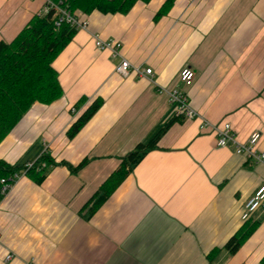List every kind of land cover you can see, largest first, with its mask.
Listing matches in <instances>:
<instances>
[{"label":"crops","instance_id":"0c3cea01","mask_svg":"<svg viewBox=\"0 0 264 264\" xmlns=\"http://www.w3.org/2000/svg\"><path fill=\"white\" fill-rule=\"evenodd\" d=\"M43 7L0 0V41ZM87 16L88 27L53 61L62 96L35 102L0 143V161L10 165L43 153L55 163L42 182L24 175L0 195V264H264V211L236 253L224 248L244 225L264 163L217 146L200 118L176 119L94 213L84 208L122 158L174 117L162 89L184 88L187 65L196 71L186 89L193 108L218 126L230 123L239 142L259 131L264 152V0L137 1L127 13ZM94 35L119 41L133 67L153 74L120 75L121 56L98 49ZM97 99L100 108L70 137Z\"/></svg>","mask_w":264,"mask_h":264},{"label":"trees","instance_id":"16d2710c","mask_svg":"<svg viewBox=\"0 0 264 264\" xmlns=\"http://www.w3.org/2000/svg\"><path fill=\"white\" fill-rule=\"evenodd\" d=\"M137 1L149 0H67V5L72 11H80L87 15L94 10L102 13H127ZM168 6L169 3H166L159 14ZM51 17V14L34 16L11 41H0V143L35 102L51 103L63 94L53 61L78 29L67 23L56 27ZM100 106V100L93 101L71 125L68 135L70 137L76 135ZM178 118L174 116L168 120L147 141L139 143L126 154L119 168L84 208L94 213L144 155L158 147L161 136ZM87 161L84 159L77 166H70L75 172ZM34 163L26 175L38 183L45 179L48 168L55 164L47 153H43ZM24 165H10L0 161V179L21 170ZM257 222L253 221V218L245 221L244 225L229 238L224 248L231 254L236 253L243 241L253 232Z\"/></svg>","mask_w":264,"mask_h":264},{"label":"built area","instance_id":"2783aa9c","mask_svg":"<svg viewBox=\"0 0 264 264\" xmlns=\"http://www.w3.org/2000/svg\"><path fill=\"white\" fill-rule=\"evenodd\" d=\"M43 13L44 15H52L51 18L56 27H60L63 23H67L77 29H86L89 25L87 14L80 11H72L67 5V0H44ZM94 36L95 44L98 49L110 50L113 57L121 56V61L115 66V70L120 75L126 77L132 70L142 76H150L153 74L152 68L139 69L133 67L130 61L121 55V44L119 41L102 39L98 35ZM195 77V69L189 65L184 66L179 74V80L184 88L175 87L162 89V91L167 94L170 103L174 106V116L187 119L200 118V128L202 130L208 129L215 133L217 146L225 147L232 144L237 154L253 159L258 163H264V152H260L256 148L261 137L259 131L251 133L247 141L239 142L235 137L230 123L226 122L222 126H218L208 121L193 108L186 89L192 86ZM34 165V162H28L21 170L15 171L9 177H2L0 179V195L3 197L6 196L12 188V185L22 176L26 175L27 171ZM42 165L44 166L45 163ZM258 211H264V182L259 185L253 195L248 199L241 211L240 218L245 222L253 218ZM13 256V253H8L6 260L12 259Z\"/></svg>","mask_w":264,"mask_h":264}]
</instances>
